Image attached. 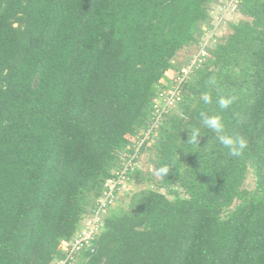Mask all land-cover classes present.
Here are the masks:
<instances>
[{
    "label": "trees",
    "instance_id": "16d2710c",
    "mask_svg": "<svg viewBox=\"0 0 264 264\" xmlns=\"http://www.w3.org/2000/svg\"><path fill=\"white\" fill-rule=\"evenodd\" d=\"M220 1L0 0V264L64 258L62 242L130 160L124 181L153 187L109 206L70 264H264V0H241L244 18L204 45ZM203 46L182 100L154 127L158 91ZM220 95L237 99L221 110ZM202 111L247 139L241 156ZM146 152L151 178L136 167Z\"/></svg>",
    "mask_w": 264,
    "mask_h": 264
},
{
    "label": "built area",
    "instance_id": "2783aa9c",
    "mask_svg": "<svg viewBox=\"0 0 264 264\" xmlns=\"http://www.w3.org/2000/svg\"><path fill=\"white\" fill-rule=\"evenodd\" d=\"M206 55L205 46L201 47L200 50L195 54L192 58L190 64L184 66L180 72L176 75L174 84L168 90L158 91V96L156 98L157 103V117L155 120V126L158 125L162 115L166 113L168 110L172 108H176L178 103L182 100V84L186 81L193 69L203 61ZM152 127V128H154ZM152 129L148 131V134ZM147 134V135H148ZM132 166V162L127 161L125 167L122 171L118 172L119 178L110 179L106 186L108 189L105 191L104 196L100 200V204L98 208L95 210L93 215L88 216L82 226V230L78 233V235L71 241H63L62 249L65 251L66 256L64 258L58 259L54 264H70V261L74 260L76 254H78L81 250L88 248L91 242L95 239L96 235L101 230L100 220L104 213L108 210L109 206H112L113 202H115V191L120 184L124 183L126 171L129 167ZM121 189V188H119Z\"/></svg>",
    "mask_w": 264,
    "mask_h": 264
},
{
    "label": "rangeland",
    "instance_id": "374dc122",
    "mask_svg": "<svg viewBox=\"0 0 264 264\" xmlns=\"http://www.w3.org/2000/svg\"><path fill=\"white\" fill-rule=\"evenodd\" d=\"M241 0H221L218 3H213L210 6V15H211V23L210 30H207L203 35L204 45L208 43L209 40H212L215 34L217 35H227L230 32V24L233 22H238L240 19H243L244 16L239 10V5ZM211 42V41H210ZM203 44V43H202ZM202 46V45H201ZM197 47H188L181 51L179 61H183V57L188 56L191 53H195ZM150 153H144L140 157V161L137 163V168H140L143 175L145 177H150L154 173V165L151 162ZM157 175V174H156ZM155 175V176H156ZM151 178V177H150ZM158 179V175L155 177ZM133 180V179H131ZM251 181V179H250ZM145 185H138L131 181H124L123 186L116 194L115 202H113V208H119V204L125 202L126 195L132 193V191L139 189L141 187H153V183L144 182ZM127 203V200H126ZM78 264V263H77Z\"/></svg>",
    "mask_w": 264,
    "mask_h": 264
},
{
    "label": "clouds",
    "instance_id": "9594fccd",
    "mask_svg": "<svg viewBox=\"0 0 264 264\" xmlns=\"http://www.w3.org/2000/svg\"><path fill=\"white\" fill-rule=\"evenodd\" d=\"M209 84L214 86L216 84L215 79H211ZM200 99L204 104H212L213 96L211 92H204L201 94ZM237 97L234 95H220L216 99V104L219 109L227 110L236 101ZM200 122L204 128L210 130L215 134V138L219 143L228 150V154L234 157H239L243 154L244 150L248 146V141L244 136H232L225 133V122L221 115L214 114L209 115L206 112L200 113ZM201 131L199 128H193L191 133H189L188 143L198 145V138L201 137ZM171 167L168 165H163L157 169V175L161 177L167 176Z\"/></svg>",
    "mask_w": 264,
    "mask_h": 264
}]
</instances>
